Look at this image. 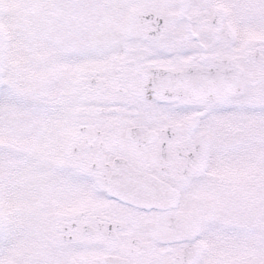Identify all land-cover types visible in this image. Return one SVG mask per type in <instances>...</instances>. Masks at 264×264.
Listing matches in <instances>:
<instances>
[{
	"label": "snow or ice",
	"instance_id": "snow-or-ice-1",
	"mask_svg": "<svg viewBox=\"0 0 264 264\" xmlns=\"http://www.w3.org/2000/svg\"><path fill=\"white\" fill-rule=\"evenodd\" d=\"M0 264H264V0H0Z\"/></svg>",
	"mask_w": 264,
	"mask_h": 264
}]
</instances>
